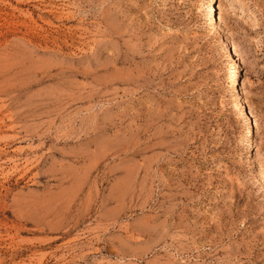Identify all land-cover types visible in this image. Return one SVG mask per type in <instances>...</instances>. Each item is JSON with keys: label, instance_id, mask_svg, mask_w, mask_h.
Returning a JSON list of instances; mask_svg holds the SVG:
<instances>
[{"label": "rangeland", "instance_id": "rangeland-1", "mask_svg": "<svg viewBox=\"0 0 264 264\" xmlns=\"http://www.w3.org/2000/svg\"><path fill=\"white\" fill-rule=\"evenodd\" d=\"M206 1L0 0V264H264V0Z\"/></svg>", "mask_w": 264, "mask_h": 264}, {"label": "bare ground", "instance_id": "bare-ground-1", "mask_svg": "<svg viewBox=\"0 0 264 264\" xmlns=\"http://www.w3.org/2000/svg\"><path fill=\"white\" fill-rule=\"evenodd\" d=\"M206 2H207V4L205 5V8H206V11H207L206 13H207L208 18L210 20V23L211 24L213 23V25L218 24V16H217V13L214 9L215 5H216L215 1L214 0H207ZM227 46L229 47V45H227ZM227 50L231 51L230 48ZM234 65H235V67L233 69H231L229 72L230 73L229 77H230V81H231V88H232L233 92L237 93L238 95H241V91H240L241 82H240V78H239L240 66H239V63L237 60L234 62ZM253 123L254 122L250 123V126L246 131L248 137L252 135Z\"/></svg>", "mask_w": 264, "mask_h": 264}]
</instances>
